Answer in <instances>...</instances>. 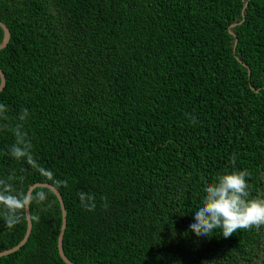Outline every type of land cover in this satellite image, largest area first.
<instances>
[{
    "label": "trees",
    "instance_id": "obj_1",
    "mask_svg": "<svg viewBox=\"0 0 264 264\" xmlns=\"http://www.w3.org/2000/svg\"><path fill=\"white\" fill-rule=\"evenodd\" d=\"M0 22V178L58 191L70 263L260 264L264 225L227 238L189 225L225 170L264 194V0H0ZM22 109L32 164L8 154L3 128ZM34 190L47 194L31 205L40 219L0 264H66L60 204ZM26 230L0 217V253Z\"/></svg>",
    "mask_w": 264,
    "mask_h": 264
},
{
    "label": "clouds",
    "instance_id": "obj_2",
    "mask_svg": "<svg viewBox=\"0 0 264 264\" xmlns=\"http://www.w3.org/2000/svg\"><path fill=\"white\" fill-rule=\"evenodd\" d=\"M8 109L0 103V120L7 121ZM28 116L27 109H22L14 125L4 124L3 128L12 132L14 143L9 146L8 154L16 161L24 160L28 164L34 162L32 144L23 130V122ZM195 123V118H192ZM235 154L230 163L235 165ZM247 170H225L218 174L212 182H204L200 206L194 210V222L189 225L196 236L211 237L219 229L227 238L240 229H250L264 225V194L253 196L247 177ZM22 179V178H21ZM18 180L15 170L6 178H0V217L5 226L12 228L24 218L38 222L39 215H33L31 205L35 201L41 203L47 199L44 191L17 189ZM79 199L88 211L95 208L94 198L84 193ZM87 201V202H86ZM105 208L107 204L105 203Z\"/></svg>",
    "mask_w": 264,
    "mask_h": 264
},
{
    "label": "water",
    "instance_id": "obj_3",
    "mask_svg": "<svg viewBox=\"0 0 264 264\" xmlns=\"http://www.w3.org/2000/svg\"><path fill=\"white\" fill-rule=\"evenodd\" d=\"M246 7H247V2H245V4H244V8L242 10V17L244 16V11H245ZM236 25L237 24H233V25L230 26L229 33L231 35H233V32L231 31V28H234ZM0 27L2 28V30L4 32V38H3L2 43L0 44V50H1L4 47H6V45L8 44V41H9V38H10V34H9L8 29L1 22H0ZM248 75H249V71H248ZM4 86H5V77H4V74L2 73V71L0 70V92L3 90ZM37 187H44V188H47V189L51 190L53 192V194L55 195V197L57 198L59 204H60V208H61V212H62V226H61V230H60V233H59V236H58L57 249H58V254H59L60 258L64 261V263L72 264L65 258L64 254L62 252V238H63L65 222H66L65 211H64V207H63V201H62L58 191L55 188H53L52 186H49L47 184H37V185H34V186L30 187L29 190H34ZM31 228H32L31 221H30L29 218H27V230H26V234H25L23 240L16 247H14L13 249L8 250V251L3 252V253H0V257L15 253L20 248H22L25 245V243L27 242L28 238H29V235H30V232H31Z\"/></svg>",
    "mask_w": 264,
    "mask_h": 264
},
{
    "label": "rangeland",
    "instance_id": "obj_4",
    "mask_svg": "<svg viewBox=\"0 0 264 264\" xmlns=\"http://www.w3.org/2000/svg\"><path fill=\"white\" fill-rule=\"evenodd\" d=\"M261 263H264V258L262 259V261L260 262V264H261Z\"/></svg>",
    "mask_w": 264,
    "mask_h": 264
}]
</instances>
